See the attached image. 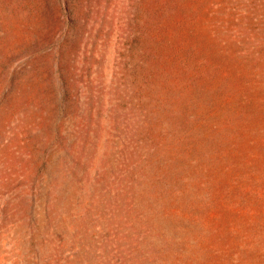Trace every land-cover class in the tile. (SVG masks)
Segmentation results:
<instances>
[{
	"label": "rangeland",
	"instance_id": "obj_1",
	"mask_svg": "<svg viewBox=\"0 0 264 264\" xmlns=\"http://www.w3.org/2000/svg\"><path fill=\"white\" fill-rule=\"evenodd\" d=\"M0 264H264V0H0Z\"/></svg>",
	"mask_w": 264,
	"mask_h": 264
}]
</instances>
